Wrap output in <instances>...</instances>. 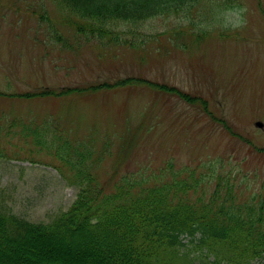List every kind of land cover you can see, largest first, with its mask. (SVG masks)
Wrapping results in <instances>:
<instances>
[{
    "label": "rangeland",
    "instance_id": "374dc122",
    "mask_svg": "<svg viewBox=\"0 0 264 264\" xmlns=\"http://www.w3.org/2000/svg\"><path fill=\"white\" fill-rule=\"evenodd\" d=\"M212 1L197 3L187 18L171 13L144 20L140 30L149 38L134 47L85 41L75 33L76 19L66 21L53 0H0V91L12 94L140 76L205 102H188L140 85L63 96L0 94V126L13 116L22 121L59 119L71 139H85L96 127L97 152L104 149L103 135L112 133L110 153L92 171L107 185L113 183L115 167L118 174L145 176L146 170L169 163L203 172L214 164L213 174H228L240 200H248L251 193L264 195V0H233L235 6L218 11ZM201 11L209 18L198 17ZM200 27L207 32L196 31ZM53 28L70 46L51 38ZM124 119L131 123L127 130ZM28 139L0 134V149L7 155L0 158V207L48 221L70 205L76 187L66 183L52 162H42L58 159L45 149L36 150ZM29 156L38 161L30 162Z\"/></svg>",
    "mask_w": 264,
    "mask_h": 264
},
{
    "label": "trees",
    "instance_id": "16d2710c",
    "mask_svg": "<svg viewBox=\"0 0 264 264\" xmlns=\"http://www.w3.org/2000/svg\"><path fill=\"white\" fill-rule=\"evenodd\" d=\"M53 1L66 21L76 19L75 33L85 41L139 47L137 43L149 38L140 30L144 20L171 13L187 18L197 3L207 0ZM235 1L212 2L218 11L230 9ZM201 12L198 17L209 18ZM207 30L200 27L196 31ZM58 31L53 28L51 38L70 46ZM138 85L192 103L201 100L176 86L140 76L0 94L63 96ZM124 121L127 130L131 123ZM97 132L92 127L87 138L71 139L59 119L53 122L50 118L22 121L13 116L0 126V134L28 137L36 150L51 152L59 162H42H52L66 183L76 187L70 205L48 221H33L0 207V264H264V195L251 193L248 200H240L228 174H213L214 164H207L203 172L198 167L175 168L169 163L150 172L144 169L145 176L130 171L118 174L115 167L113 183L104 184L92 171L103 154L110 153L115 137L108 139L112 133L106 132L100 139L104 149L97 152L93 147L99 141ZM80 139L84 140L77 141ZM6 156L0 149V158ZM29 157L32 163L38 161ZM63 164L71 173L66 174Z\"/></svg>",
    "mask_w": 264,
    "mask_h": 264
},
{
    "label": "water",
    "instance_id": "95a60500",
    "mask_svg": "<svg viewBox=\"0 0 264 264\" xmlns=\"http://www.w3.org/2000/svg\"><path fill=\"white\" fill-rule=\"evenodd\" d=\"M256 125L261 126L262 123H261L260 121H257V122H256Z\"/></svg>",
    "mask_w": 264,
    "mask_h": 264
}]
</instances>
